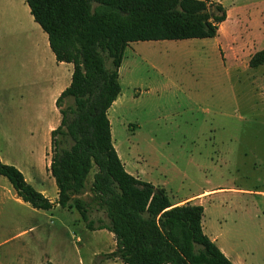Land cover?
I'll return each instance as SVG.
<instances>
[{"label":"rangeland","instance_id":"obj_1","mask_svg":"<svg viewBox=\"0 0 264 264\" xmlns=\"http://www.w3.org/2000/svg\"><path fill=\"white\" fill-rule=\"evenodd\" d=\"M207 1L227 13L217 37L130 42L119 68L121 92L108 110L126 170L164 189L172 203L198 204L196 196L215 185L253 187L264 175L253 154L264 150V64L249 67L264 50V0ZM41 35L24 0H0V159L54 202L49 132L60 114L50 80L65 66H57ZM72 103L66 99L64 107ZM232 195L234 208L219 214L212 197L203 202V225L207 235L220 234L221 248L243 258L249 246L261 247L263 230L246 216L245 200ZM89 217L94 227L107 221L94 207ZM114 249L113 235L89 230L75 209L36 210L0 176V264H122L107 259Z\"/></svg>","mask_w":264,"mask_h":264},{"label":"trees","instance_id":"obj_2","mask_svg":"<svg viewBox=\"0 0 264 264\" xmlns=\"http://www.w3.org/2000/svg\"><path fill=\"white\" fill-rule=\"evenodd\" d=\"M71 81L54 101L60 123L50 133L52 202L15 166L0 159V176L36 210L73 208L89 230L111 233L107 259L122 264H233L202 230L203 207L172 206L166 192L129 174L111 139L108 110L120 95L119 68L128 44L213 39L225 8L207 0H24ZM264 64V50L249 61ZM66 99L71 105L64 107ZM89 188L88 177L93 169ZM88 194L89 200L83 196ZM94 207L107 221L90 220Z\"/></svg>","mask_w":264,"mask_h":264},{"label":"crops","instance_id":"obj_3","mask_svg":"<svg viewBox=\"0 0 264 264\" xmlns=\"http://www.w3.org/2000/svg\"><path fill=\"white\" fill-rule=\"evenodd\" d=\"M37 25V24H36ZM39 28V26L37 25ZM41 30V29H40ZM42 31V30H41ZM44 34V33H43ZM46 36V34H44ZM45 36L41 35L40 39L42 40V43L46 44V46L49 47L48 40L46 42ZM47 37V36H46ZM50 49V48H49ZM52 53V52H51ZM53 55V54H52ZM54 58V55H53ZM55 60V58H54ZM56 62V61H55ZM57 66H65V69L59 74H56L53 78H51L50 82L52 84H55L57 93L55 97L53 98L52 102L57 99L59 94L68 87V83L65 82L67 78H69L70 75H72L73 67L71 64H64V63H57ZM70 66L72 68H70ZM70 68V69H69ZM71 81V80H70ZM66 84L63 86V84ZM112 139V136H111ZM116 150V148H115ZM260 155L253 152L255 155V162L254 167H261V170L264 173V150L259 151ZM251 154V152H250ZM122 164L124 165V168L126 170V165L121 160ZM50 165V164H49ZM127 171V170H126ZM128 172V171H127ZM129 174L133 175L134 177L139 178L138 174H132L128 172ZM140 179V178H139ZM236 182L233 181L231 184H218L215 185L214 188L210 190H206L204 192H200L196 197H200L201 200L198 204H195V202H188L192 205H201L203 207V210L205 212V207L203 206V202L205 201H214L217 203V207L215 212L219 214V208H223L225 205H227L228 208L232 209L233 206V199H229V195L233 196L232 194L241 196L245 203L242 207L243 211L245 212L246 216H248L251 220H255L258 222V224L262 227L263 233L261 232V247L257 248L256 246H249L248 253L244 255L243 258H240L237 255H234L232 251H230L228 248L223 249L219 246L218 241L220 234L217 232L214 233L213 229L210 230V235H207L204 230L203 225V218H202V230L204 234L208 236V238L215 243V245L221 250V252L233 263V264H264V175L260 177L254 184V186H245V182L242 184H235ZM226 195H228L226 197ZM212 197V200H209V198ZM181 200L175 201L174 203L170 202L172 206H179L186 204L180 203ZM111 234V233H110Z\"/></svg>","mask_w":264,"mask_h":264}]
</instances>
